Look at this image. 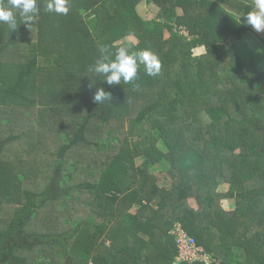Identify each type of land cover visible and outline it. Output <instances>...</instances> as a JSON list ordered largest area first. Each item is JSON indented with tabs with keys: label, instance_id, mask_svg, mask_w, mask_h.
I'll return each instance as SVG.
<instances>
[{
	"label": "trees",
	"instance_id": "16d2710c",
	"mask_svg": "<svg viewBox=\"0 0 264 264\" xmlns=\"http://www.w3.org/2000/svg\"><path fill=\"white\" fill-rule=\"evenodd\" d=\"M42 2L33 22L15 9V30L0 22V264H181L177 227L214 264H264V67L244 14L218 0H69L66 15ZM119 47L151 50L160 73L141 64L109 85L89 70Z\"/></svg>",
	"mask_w": 264,
	"mask_h": 264
},
{
	"label": "clouds",
	"instance_id": "9594fccd",
	"mask_svg": "<svg viewBox=\"0 0 264 264\" xmlns=\"http://www.w3.org/2000/svg\"><path fill=\"white\" fill-rule=\"evenodd\" d=\"M14 9L19 10L24 24L33 22L39 12L37 0H8L7 4L0 0V22L7 23L13 30L16 29L17 23ZM47 11L66 15L69 11V0H49ZM246 22L256 32H264V0H254L253 9L246 14ZM141 64L144 65L146 75L149 77H155L161 71V61L151 50L131 51L127 47L116 49L111 62H106L105 58L97 59L89 70L103 75L104 81L109 85H120L121 81L128 84L136 80ZM109 98L110 94L103 88L97 89L94 96V100L100 103Z\"/></svg>",
	"mask_w": 264,
	"mask_h": 264
},
{
	"label": "rangeland",
	"instance_id": "374dc122",
	"mask_svg": "<svg viewBox=\"0 0 264 264\" xmlns=\"http://www.w3.org/2000/svg\"><path fill=\"white\" fill-rule=\"evenodd\" d=\"M39 1L40 0H37V4H39ZM221 2V5L225 8V9H230L232 8V12L235 13V14H244L243 16V23L249 27L250 29L252 28L250 25L247 24L246 22V14L251 11L253 9L254 6L250 7L247 5V2L245 0H218ZM49 3V0H43V2L40 4L41 7L42 6H45V4H48ZM199 5V4H198ZM39 8V7H38ZM152 11H158V9H156L155 7L152 8ZM141 14H142V17H144L145 19H151L154 17V14L151 13L149 14L148 11H147V8H144L142 7L139 11ZM177 12L179 15H182L183 14V10L181 8L177 9ZM40 14V11L38 12L37 15ZM38 17V16H37ZM83 29V27H81ZM85 29V28H84ZM253 29V28H252ZM86 30V29H85ZM182 33L186 36L187 35V32H184L182 31ZM252 33V32H251ZM258 33V32H257ZM259 34V37L262 39L264 38V32H261V33H258ZM254 39L256 40L255 43H252L253 44V49H254V53L256 52L257 56L259 57L258 60L262 62V67H264V42L263 40L261 39H258L256 38V35L254 33H252ZM170 37V34L169 32H166V38ZM123 40H128V41H131V42H134V43H137V39L133 36H127L126 39H123ZM234 40H231L229 43H228V46H231L233 44ZM121 41L117 42L116 44H120ZM242 43V42H241ZM238 49L241 51V53H245V47H244V44L238 46ZM203 51L202 50H194V56L195 57H198L199 55H202ZM40 108V107H39ZM51 119V118H50ZM52 122V121H51ZM57 123V121H55ZM53 125H57V124H54V121L51 123ZM125 130L127 131L128 130V127H129V124H128V119L126 118L125 121H124V126ZM51 133L55 134V132L51 131ZM50 139L48 142H50L49 146L46 145V148H45V151L48 153L51 151V154H53L52 151H55L57 149V147L59 146V142L55 141L54 139V136L50 135L49 136ZM54 143V144H53ZM37 148V151H39V149L41 148L39 145H35L34 149ZM43 150V149H42ZM84 151V152H83ZM80 154H84L86 155L87 153H85V150L82 149V148H79L75 151H73V153H71L70 155V158H74V159H80ZM36 154L34 153L33 154V157L35 156ZM32 157V158H33ZM100 163H103L105 164V162H107V158H106V155H104L103 157L101 156L99 161ZM140 162V157L137 158V164ZM158 176L163 178V179H168V176H167V173L166 172H161V171H158ZM85 176L83 174V176L81 177V179H79V181H85L84 180ZM170 181V180H169ZM229 190V186L226 185L224 187H222V189L220 190V192H223V193H227ZM12 204V203H11ZM190 204L192 207H194L195 209H197V204L196 202L194 201L193 198H190ZM221 210L222 211H225L227 213H232L235 208L237 207L236 205V202L235 200L230 197L229 199H225L222 201L221 203ZM135 210L133 209L132 210V213L134 212ZM107 245L110 244V241H107L106 242ZM80 264L82 263L81 261H78ZM53 264H65V260H61L59 257H56L53 261ZM90 264V263H89Z\"/></svg>",
	"mask_w": 264,
	"mask_h": 264
},
{
	"label": "built area",
	"instance_id": "2783aa9c",
	"mask_svg": "<svg viewBox=\"0 0 264 264\" xmlns=\"http://www.w3.org/2000/svg\"><path fill=\"white\" fill-rule=\"evenodd\" d=\"M172 234L175 235L178 248V263L214 264L216 261L213 256L206 253L205 250L197 244L193 237L188 235L180 227H177Z\"/></svg>",
	"mask_w": 264,
	"mask_h": 264
},
{
	"label": "crops",
	"instance_id": "0c3cea01",
	"mask_svg": "<svg viewBox=\"0 0 264 264\" xmlns=\"http://www.w3.org/2000/svg\"><path fill=\"white\" fill-rule=\"evenodd\" d=\"M245 1L247 2V5L250 6V3H251L250 1H251V0H245ZM220 3H221V2H220ZM252 6H254V4L251 3V6H250V7H252ZM230 9H232V8H230Z\"/></svg>",
	"mask_w": 264,
	"mask_h": 264
}]
</instances>
